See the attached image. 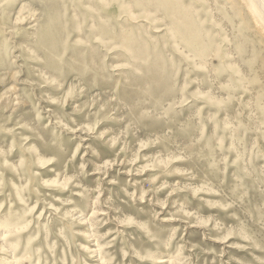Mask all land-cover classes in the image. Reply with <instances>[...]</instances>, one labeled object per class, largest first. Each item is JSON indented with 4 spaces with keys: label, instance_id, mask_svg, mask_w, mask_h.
I'll return each instance as SVG.
<instances>
[{
    "label": "rangeland",
    "instance_id": "374dc122",
    "mask_svg": "<svg viewBox=\"0 0 264 264\" xmlns=\"http://www.w3.org/2000/svg\"><path fill=\"white\" fill-rule=\"evenodd\" d=\"M251 15L243 0H0V239L22 218L29 236L0 264H264Z\"/></svg>",
    "mask_w": 264,
    "mask_h": 264
},
{
    "label": "bare ground",
    "instance_id": "6f19581e",
    "mask_svg": "<svg viewBox=\"0 0 264 264\" xmlns=\"http://www.w3.org/2000/svg\"><path fill=\"white\" fill-rule=\"evenodd\" d=\"M246 2V8L252 12V15L257 18V20L263 24L264 26V0H243ZM251 15V17H252ZM25 222V219H18L16 220L13 227H9L7 231L3 234L2 240L0 239V251H3L8 256V240H10V237L13 235V232L18 239L21 241L22 239H26L29 236L27 234H22L21 229L19 226ZM17 233H16V232ZM31 245V244H30ZM28 245V247L30 246ZM20 247L16 246V248L11 250L12 256L15 258L17 256V251ZM26 250V249H25ZM26 255L29 253L27 251ZM31 252V251H30Z\"/></svg>",
    "mask_w": 264,
    "mask_h": 264
}]
</instances>
